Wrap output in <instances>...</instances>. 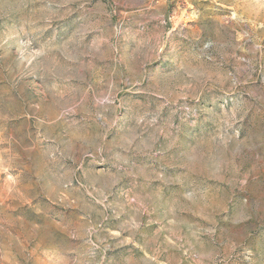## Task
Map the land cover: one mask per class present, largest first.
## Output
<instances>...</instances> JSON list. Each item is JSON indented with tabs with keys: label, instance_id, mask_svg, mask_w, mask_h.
Returning a JSON list of instances; mask_svg holds the SVG:
<instances>
[{
	"label": "rangeland",
	"instance_id": "374dc122",
	"mask_svg": "<svg viewBox=\"0 0 264 264\" xmlns=\"http://www.w3.org/2000/svg\"><path fill=\"white\" fill-rule=\"evenodd\" d=\"M0 264H264V0H0Z\"/></svg>",
	"mask_w": 264,
	"mask_h": 264
}]
</instances>
